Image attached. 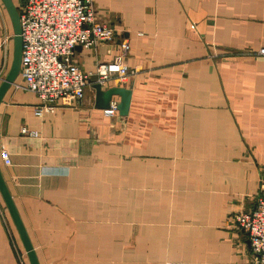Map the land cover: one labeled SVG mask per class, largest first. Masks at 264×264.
I'll return each mask as SVG.
<instances>
[{
  "label": "crops",
  "instance_id": "obj_1",
  "mask_svg": "<svg viewBox=\"0 0 264 264\" xmlns=\"http://www.w3.org/2000/svg\"><path fill=\"white\" fill-rule=\"evenodd\" d=\"M92 1L131 47L138 73L103 88L131 91L127 116L105 118L90 87L37 119L20 76L0 104V172L38 263L251 264L233 218L255 207L264 169V0ZM5 36L0 1L2 79ZM116 45L75 60L94 72ZM0 264H29L1 195Z\"/></svg>",
  "mask_w": 264,
  "mask_h": 264
},
{
  "label": "built area",
  "instance_id": "obj_2",
  "mask_svg": "<svg viewBox=\"0 0 264 264\" xmlns=\"http://www.w3.org/2000/svg\"><path fill=\"white\" fill-rule=\"evenodd\" d=\"M17 11L22 39V85L17 88L37 98L35 118L53 114L59 107L77 106L83 102L86 89L95 84L103 89L112 80L125 83L138 73L127 63L130 44L118 41L119 32L98 19L92 0H20ZM12 39L13 36L3 38L1 47L5 52ZM116 43L112 60L98 63L94 72L84 73L75 60L77 47L93 51ZM253 55L264 57V49ZM118 105L112 99L109 108L102 111L103 116L115 118ZM21 133L28 134V130L22 129ZM1 160L5 166L11 165L8 153L3 152ZM258 188L255 207L233 218L235 226L247 235L251 264H264V169L259 174Z\"/></svg>",
  "mask_w": 264,
  "mask_h": 264
},
{
  "label": "water",
  "instance_id": "obj_3",
  "mask_svg": "<svg viewBox=\"0 0 264 264\" xmlns=\"http://www.w3.org/2000/svg\"><path fill=\"white\" fill-rule=\"evenodd\" d=\"M0 1L2 2L3 6L5 7L8 13L13 29L11 66L6 77L3 79V81L0 84V104H1L5 93L8 91L10 86L14 84L20 73L22 39L20 37L21 30L19 23V15L16 7L14 6L11 0H0ZM76 49H80V47H77ZM93 89L95 91L94 108L96 110L103 111L108 109L110 101L114 97H118L120 99L118 105V114L121 117L127 116L130 100H131V91L123 87L103 90L97 84L93 85ZM0 195L9 213V216L15 226V229L19 235V238L27 255L29 264H39L33 246L27 236L25 228L21 222V219L12 201V198L7 190V187L5 186V183L1 176V172H0Z\"/></svg>",
  "mask_w": 264,
  "mask_h": 264
}]
</instances>
